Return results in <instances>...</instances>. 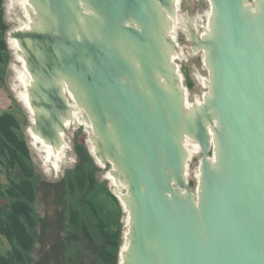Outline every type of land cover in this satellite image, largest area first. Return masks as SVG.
Returning <instances> with one entry per match:
<instances>
[{"label": "water", "instance_id": "95a60500", "mask_svg": "<svg viewBox=\"0 0 264 264\" xmlns=\"http://www.w3.org/2000/svg\"><path fill=\"white\" fill-rule=\"evenodd\" d=\"M30 1L39 22L11 36L33 78L32 129L63 145L68 84L127 186L123 263L264 264V0H210V33L192 35L210 92L192 116L170 57L175 0ZM187 136L202 153L196 193Z\"/></svg>", "mask_w": 264, "mask_h": 264}, {"label": "rangeland", "instance_id": "374dc122", "mask_svg": "<svg viewBox=\"0 0 264 264\" xmlns=\"http://www.w3.org/2000/svg\"><path fill=\"white\" fill-rule=\"evenodd\" d=\"M255 1L248 0V3L253 5ZM3 2L8 29L0 34L6 43L0 53V114L10 112L16 117L19 123L16 131L25 141L28 153L22 155L19 151L22 159L12 162L3 156L0 141V211L6 213L10 209L13 202L10 190L28 180L34 191L35 227L32 233L35 246L27 254L25 264H104L102 255L93 254L86 247L85 236L78 232L83 226L93 232L94 240L102 250L110 243L101 232L106 230L105 234L116 243L111 246L114 255L108 264H122L131 220L124 200L128 191L117 176L114 164L104 162L96 153L95 131L85 124H69L60 157L47 162L42 145L32 135L34 121L30 104L21 97L26 90L20 78L24 69L21 52L11 36L15 30L26 27H22L27 22L26 10L22 0ZM211 12L210 0H179L171 17L173 34L170 37L176 44L174 63L188 92V101L196 106L204 103L210 92L206 80L210 79L211 73L205 51L194 44L192 35L202 37L209 27ZM69 102V105L74 103L73 100ZM188 147L192 151L187 165L188 182L196 193L202 153ZM210 155L213 156L212 152ZM76 213L79 221L74 224L70 214ZM11 248V243L0 234V251Z\"/></svg>", "mask_w": 264, "mask_h": 264}, {"label": "trees", "instance_id": "16d2710c", "mask_svg": "<svg viewBox=\"0 0 264 264\" xmlns=\"http://www.w3.org/2000/svg\"><path fill=\"white\" fill-rule=\"evenodd\" d=\"M0 0V34L3 35L8 29L7 23L4 20L3 2ZM6 43L2 37L0 38V53L5 49ZM19 127L18 120L10 112L0 114V141L1 152L4 157L12 162L21 160L19 151L22 155H27L28 148L25 141L21 140L17 128ZM24 166V163L21 164ZM25 167V166H24ZM13 202L10 209L4 213L0 211V234L4 236L12 245V248L6 252L0 251V264H25L27 254L30 253L35 246V237L32 233V228L35 227L34 211L32 201L34 199L33 184L28 180H23L16 185V188L10 190ZM71 222L77 224L79 214H70ZM104 233V239L110 240L109 245L106 244L104 250L97 246L94 240L93 232L83 226L78 229L79 233L85 236L86 247L93 254L102 255L103 263L108 264L112 261L114 255L111 246L116 243L113 238ZM81 234V235H82Z\"/></svg>", "mask_w": 264, "mask_h": 264}, {"label": "bare ground", "instance_id": "6f19581e", "mask_svg": "<svg viewBox=\"0 0 264 264\" xmlns=\"http://www.w3.org/2000/svg\"><path fill=\"white\" fill-rule=\"evenodd\" d=\"M23 1V7L24 9L26 10V19H27V22L26 23H23L22 27L23 26H26L28 28H31L33 27L34 25H36L38 22H39V18H38V14H37V10L36 8L34 7V5L32 4V2L30 0H22ZM176 1V4L179 0H175ZM260 0H256V3L258 4ZM213 9V8H212ZM170 17V15H169ZM172 17V16H171ZM170 17V18H171ZM211 17H212V12L210 14V22H211ZM38 21V22H37ZM194 25L197 27V24L196 22H193ZM191 25V23H190ZM25 27H23L22 29H24ZM172 27H170V30H168V36H170V34H173L172 32ZM211 31V25L209 24V27L205 29V33L202 35L203 37L207 36ZM15 41V45L17 46V48L20 50V54H21V59H22V64H23V69L24 71L22 72V75H21V81L24 85V87L26 88V90H24L22 93H21V97L22 99L24 100V102H26L27 104L29 103V97H28V88L32 85V82H33V78L31 76V74L29 73V70L27 68V64H26V60L24 57V50L22 49V47L19 45V41L17 39L14 40ZM14 44V43H13ZM206 54V53H205ZM170 55V54H169ZM170 57L172 58V64H174L175 67H177L174 63V57H175V53L172 51L171 52V55ZM181 76V75H180ZM210 83H211V78L206 80V85L208 86V88L210 89ZM64 87V92L66 94V96L68 97V100H73L74 103L73 104H70V108L72 109V111H70V114L68 116V118H66V125L68 126L69 124H73V123H81V124H85L89 127H92L93 129H95L93 123L87 119H85V116H86V113H85V109L83 107V105L79 104L77 101H76V98H75V94L73 91H71L68 87V84L66 85L64 83L63 85ZM185 93V92H184ZM209 94V92H208ZM206 94V96L208 95ZM205 96V97H206ZM185 102H186V111L187 113L189 114V116H192L194 113V109L196 106V104H192L188 101V92L185 93ZM70 103V102H69ZM77 104V105H76ZM203 104V103H200V105ZM34 109V108H33ZM31 113H32V120L35 122V115L33 113V110L32 108L30 109ZM69 125V126H70ZM32 135L34 136V140L37 142V143H40L44 149V152L46 154V159H47V162L49 161H55L56 158L60 157V154L62 152V148L63 146L65 147V141L63 142V145H61L60 147H56V145L54 146L53 144L52 145H49L47 144L38 134L35 130L32 129ZM64 135V133H63ZM189 146H192V148L196 151H200L199 149V144L192 138V137H189L187 136L186 137V140H185V148L188 152V160L189 158L191 157L192 155V151L191 149H189ZM212 160H215V159H212ZM199 177H200V174H199ZM124 187L127 189V186L126 184L124 183ZM128 241H129V236L127 237L126 239V244H125V249H124V252L122 254V264H124L123 262H125V252L127 250V246H128Z\"/></svg>", "mask_w": 264, "mask_h": 264}]
</instances>
